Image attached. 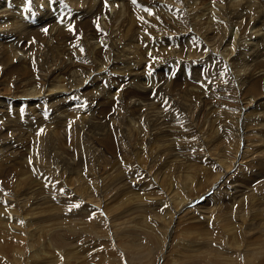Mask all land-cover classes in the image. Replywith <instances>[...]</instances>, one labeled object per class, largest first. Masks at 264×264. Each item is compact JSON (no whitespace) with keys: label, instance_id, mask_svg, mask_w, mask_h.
Returning <instances> with one entry per match:
<instances>
[{"label":"rangeland","instance_id":"rangeland-1","mask_svg":"<svg viewBox=\"0 0 264 264\" xmlns=\"http://www.w3.org/2000/svg\"><path fill=\"white\" fill-rule=\"evenodd\" d=\"M75 1L0 8V264H264L256 7Z\"/></svg>","mask_w":264,"mask_h":264},{"label":"bare ground","instance_id":"bare-ground-1","mask_svg":"<svg viewBox=\"0 0 264 264\" xmlns=\"http://www.w3.org/2000/svg\"><path fill=\"white\" fill-rule=\"evenodd\" d=\"M48 1H50V0H45V2H46V4H47V2ZM80 1V3L82 2L81 0H79ZM95 1L96 0H92V2H93V4L95 3ZM156 1H161V0H156ZM176 1H179V0H176ZM219 2H215L214 4H215V6H220V7H223V6H225L226 7V5H229L230 7H235V9H238L237 10V12H235L234 14H233V16L232 17H240L241 16V14H242V12L245 10L246 11V9H248L249 10V8H251V7H256V10L254 9V11H252V13L250 12V14H248V13H246V14H243V16L245 15V16H247V17H250L252 14H256V18H255V22H254V24H253V27L255 28V29H257V32L255 31V33H258V32H260V30H261V28H262V26L264 25V16H263V14H262V12H263V8H264V6L262 5H254V4H252V3H250V2H247V3H243V4H241L242 2H241V0H218ZM77 1H75V0H69V3H70V5L71 6H73L74 4L75 5H78V3H76ZM239 2H241V3H239ZM0 8H4L5 7V9H3L2 11L3 12H6V11H8L10 8L12 9V6L11 5H9V4H7V3H5V0H0ZM34 3H36V2H34ZM254 3V2H253ZM37 4L38 5H40V2H39V0H38V2H37ZM90 5H92V4H90ZM221 5H223V6H221ZM29 7V6H28ZM219 7V8H220ZM239 7V8H238ZM39 8V7H38ZM46 9H48L47 7H45ZM136 8V7H135ZM226 9H227V7H226ZM228 9H229V7H228ZM227 9V10H228ZM34 10V9H33ZM32 10V11H33ZM52 10V9H51ZM56 10V9H55ZM46 11V10H45ZM141 11V10H140ZM3 12H1V13H3ZM65 12V11H64ZM63 12V13H64ZM1 13H0V15H1ZM140 13V15H141V12H139ZM38 14L40 15L39 17L41 18V21L40 22H42V21H44V22H42V23H44L46 26L45 27H42L41 28V30H43V32H44V34H43V36H42V39H50L48 36H49V34L50 35H52L53 36V34L52 33H50L49 32V30H50V28H51V30H53V29H55V26H57L56 27V35H61V32L59 31V25H58V23L59 22H61V19L64 17V18H67L65 15H70L69 14V11H68V9H67V12L63 15V16H61L60 14H58L60 17H57V18H59V19H56L55 18V15H57V14H55V15H53L52 13H51V16L49 15V11H48V13H46V12H44V13H40V12H38ZM75 14V13H74ZM225 14H226V12H225ZM9 15H11V12H9ZM46 16V17H45ZM44 17V18H43ZM135 17V16H134ZM230 17V19H231V16H229ZM49 18H51V19H53V21H50V20H48ZM8 19V18H7ZM145 19V18H144ZM4 20H5V18H4ZM46 20V21H45ZM134 20H136L135 18H133V21ZM237 20V19H236ZM6 21V20H5ZM86 21H88V20H85V22ZM135 22V21H134ZM0 26H2L3 25V22H2V17H0ZM62 23L63 22H61V25H62ZM137 23H139V22H137ZM147 23V22H146ZM12 24H14V22H12ZM140 25H143V24H145V22H140L139 23ZM139 28V30H141V29H143V27L142 26H139L138 27ZM45 29H47V31H45ZM86 29V28H85ZM264 29V28H263ZM263 29H262V31H263ZM48 33V35H47V37L45 36L46 34ZM254 33V34H255ZM262 32H260V34H261ZM216 34V33H215ZM259 34V33H258ZM258 34H257V36H258ZM96 35V34H95ZM264 35V34H263ZM152 35H150V37H151ZM0 37H1V35H0ZM3 37V36H2ZM1 37V38H2ZM53 37H55L56 38V36H53ZM52 37V39H54ZM96 37H97V35H96ZM264 37V36H263ZM263 37H261L260 35H259V37H257L259 40H261L260 38H263ZM3 38H5V37H3ZM97 39V38H96ZM263 40V39H262ZM231 41V40H230ZM0 42H3V40H0ZM43 41H41V43H42ZM97 42H100V40L99 41H97ZM104 42V41H103ZM232 42V41H231ZM30 42H27V43H25V44H29ZM45 43V42H44ZM49 43V42H48ZM230 43V42H229ZM98 45V44H97ZM253 45H257V47H258V52L256 53V55L254 56V58H252V60L254 59V60H257V61H262V60H264L263 58H260L259 59V56H261V55H263V54H260L259 55V52H260V50H259V48H260V46H261V44L259 43V42H256V43H253ZM30 49H36V48H38L39 49V47L37 46V44H33V43H31L30 44ZM77 46H79V45H75V44H73L72 45V48H70V49H73V48H75V47H77ZM147 46H149L150 47V45H148L147 44ZM79 47H81V46H79ZM104 48V47H106V46H101V45H99L98 47H96L97 49L98 48ZM145 47V46H144ZM53 49V48H52ZM63 49H65V47L63 48ZM83 48H80V49H78L77 51H79L80 50V52H82V51H84V50H82ZM223 50V49H222ZM57 55H55V57H57L58 59L56 60V65H61V66H64L65 65V62H64V60H63V58L61 57V53H62V51L58 48V50H57ZM128 53H130V52H128ZM29 54H31V53H29ZM249 55V52L248 51H246V57H250V56H248ZM246 57H240L239 55L237 56V60H240L241 62H242V64L243 65H241V67L242 68H244V67H246V68H248V72L249 73H251V69L250 68H257V69H259V68H261L262 66H263V64H261L259 67L256 65V64H253V61H251V64H250V67H249V65H248V63H247V61H248V58H246ZM31 59H35V60H37L35 57H34V55H32L31 56ZM236 59H234L233 60V63L235 64L236 62H237V60ZM241 59H243V60H241ZM237 64V63H236ZM239 64V63H238ZM72 67H76V63L75 62H72ZM71 67V68H72ZM12 68V67H11ZM10 68V69H11ZM17 68V67H16ZM12 70H14V69H12ZM262 70H260L259 72H261ZM8 72V71H7ZM264 73H260V74H258V75H256L255 76V78L251 81L250 80V83L248 84V88H247V91L251 88V86H254L255 88H257L258 90H260V93H262V90H263V88H264V80H262L263 78H264ZM247 75L246 74H244V76L243 77H246ZM30 79V78H29ZM262 80V81H261ZM62 87V86H61ZM60 88V87H59ZM54 89V88H53ZM35 93V92H34ZM142 104V103H141ZM261 104V103H260ZM263 105V104H262ZM261 105V106H262ZM145 106V105H144ZM263 110H264V108L263 107H261ZM145 109V108H144ZM144 109H142V110H144ZM157 113V112H156ZM64 119V118H63ZM62 124H63V122H62ZM61 128V127H60ZM154 130H157L156 132V134L158 135V134H160L161 135V137H163V136H173L174 134H176L177 132H179V130H177L176 128H174V129H171V127H169V126H165V127H160L159 128V130L157 129V128H155ZM181 131V130H180ZM69 132V131H68ZM164 133H165V135H164Z\"/></svg>","mask_w":264,"mask_h":264},{"label":"snow or ice","instance_id":"snow-or-ice-1","mask_svg":"<svg viewBox=\"0 0 264 264\" xmlns=\"http://www.w3.org/2000/svg\"><path fill=\"white\" fill-rule=\"evenodd\" d=\"M45 31H47V29H45ZM76 207H79V205H76Z\"/></svg>","mask_w":264,"mask_h":264}]
</instances>
